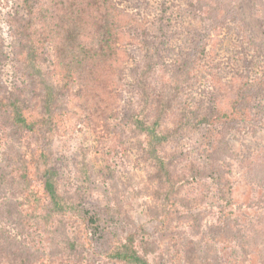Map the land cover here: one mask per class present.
Segmentation results:
<instances>
[{
    "label": "trees",
    "instance_id": "16d2710c",
    "mask_svg": "<svg viewBox=\"0 0 264 264\" xmlns=\"http://www.w3.org/2000/svg\"><path fill=\"white\" fill-rule=\"evenodd\" d=\"M19 1L21 12H12L7 20L10 50L0 26V121L6 129L0 158V264H82V253L92 246L90 225L97 229L99 216L81 215L72 196L61 189L60 170L53 166V142L82 131L101 140L111 133L110 121L123 89L129 49L139 51L142 60L136 68L135 84L140 100L131 122L144 136L145 153L154 168L150 178L157 184L156 204L149 211L151 218L168 224L172 216L177 217L178 206L192 207L190 200L179 196L178 183L184 175L176 173L165 152L181 130L180 122L176 124L172 118V101L210 50L194 40L189 52L163 65H168L171 74L165 84L155 86L150 80L159 67L158 48L150 41L145 21L125 12L116 0ZM233 1L188 0L193 18L200 20L205 32L210 29L215 35L208 40L212 45L231 15L234 17ZM7 63L14 65L15 71L5 78ZM212 79L227 101L225 107L215 106L216 119L229 130L251 122V103L264 95V77L257 90L253 82H240L235 76L229 80L231 88L216 74ZM189 113L183 109V118ZM205 119L201 116L197 124ZM215 150L196 173L212 178L222 199L228 200L231 187L214 158ZM89 151L84 146L78 150L79 172L89 171ZM111 188L116 189L115 185ZM112 212L130 220L117 207ZM74 217L80 221L77 228H72ZM185 218L198 224L196 215ZM229 221V228H219L221 238L239 234L234 219ZM101 222L104 224L103 217ZM36 230L50 235L48 253L27 243L26 237ZM145 237L140 225L123 241L114 238L104 254L107 262L149 264L148 256L156 247ZM173 247L176 252L172 255L166 251L170 264H215L204 258L201 247L191 239H176Z\"/></svg>",
    "mask_w": 264,
    "mask_h": 264
},
{
    "label": "rangeland",
    "instance_id": "374dc122",
    "mask_svg": "<svg viewBox=\"0 0 264 264\" xmlns=\"http://www.w3.org/2000/svg\"><path fill=\"white\" fill-rule=\"evenodd\" d=\"M116 1L125 12L147 24L150 41L158 48L160 58L150 80L155 86L165 84L171 74L168 65H163L173 63L178 54L189 52L194 40L205 43L210 50L179 95L173 97L172 118L176 124L180 122L181 130L165 149L176 173L184 175L178 183L179 196L190 200L192 207L178 206L177 217L172 216L174 219L168 224L151 218L149 211L156 204L157 184L150 178L154 168L145 153V138L133 129L131 122L140 100L135 82L142 55L130 48L123 89L110 121L111 133L101 140L82 131L58 138L52 145L53 166L60 170L61 189L72 196L74 208L81 215L99 216L98 228L90 225L92 246L82 253V264H109L104 254L114 238L123 241L140 225L145 238L156 247L155 253L148 256L149 264H170L166 251L170 255L176 252V239L193 240L201 247L204 258L215 264H264V95L251 103L252 121L229 130L228 125L216 119L215 106L225 107L227 101L212 79V74H216L221 83L231 88L229 80L235 76L240 82H253V89L257 90L259 79L264 77V0H234V17L231 15L213 45L208 40L215 35L210 29L205 32L200 20L193 18L188 0ZM14 11L21 12L19 0L0 2V26L8 50L11 36L7 20ZM14 68L7 63L5 78ZM183 109L191 112L185 119ZM201 116L206 119L197 124ZM5 134L0 121V158ZM83 146L90 148L86 173L77 169L76 155ZM213 148H217L214 158L231 187L228 200L222 199L212 178L196 173L209 161ZM116 207L130 220L114 214ZM189 214L198 217V224L185 218ZM101 217L108 227L103 228ZM230 219H234L239 234L221 238L219 228H229ZM79 223V218L74 217L72 228L79 227ZM26 241L34 249L50 251L51 237L43 230L31 232ZM70 260L74 261L75 256Z\"/></svg>",
    "mask_w": 264,
    "mask_h": 264
}]
</instances>
